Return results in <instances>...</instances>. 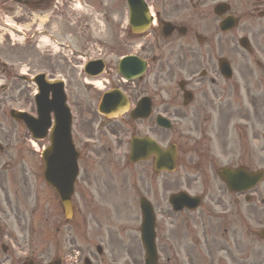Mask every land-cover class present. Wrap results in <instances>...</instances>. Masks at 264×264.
Listing matches in <instances>:
<instances>
[{"label":"flooded vegetation","instance_id":"flooded-vegetation-1","mask_svg":"<svg viewBox=\"0 0 264 264\" xmlns=\"http://www.w3.org/2000/svg\"><path fill=\"white\" fill-rule=\"evenodd\" d=\"M8 1L22 6L19 11L25 18L17 19V23L31 19L33 8L42 9L47 38L43 59L47 60L50 73V63L63 73L96 59L102 61L104 70L100 75L102 92L91 86V97L83 98L80 83L67 91L74 117L72 140L79 172L74 183L72 216L67 224L57 221L56 231L66 225L70 233L77 235V229L96 232L111 228L114 218L131 222L126 213L130 207L125 200L121 204L117 199L119 187L133 193L134 198L143 196L151 203L159 264H221L233 260L241 240L234 236L232 224L226 228L224 222L234 221L239 214L241 193L231 191V186L218 176V170L264 166V141L255 145L259 134L264 133V0H149L156 21L153 26L149 23L145 33L133 35L140 41L137 51L130 45L128 10L122 0H94L96 14L91 18L64 13L65 9H73L77 0ZM217 3L225 5L219 13L213 11ZM225 20L226 29L221 30ZM94 21L108 30L105 44L87 28ZM80 34L84 43L78 46ZM52 40L60 43L58 50L62 53L69 51L74 55L72 62L62 63L59 55L51 62L52 50L48 46ZM29 43L30 50H35L34 40L29 39ZM88 48H93L97 56L86 55ZM129 55L145 65L138 77L123 80L120 62ZM14 56L16 64L21 65L23 60ZM77 59L84 63L78 64ZM14 75L11 73L0 83V87L16 91L4 101L3 88L0 93V165L5 169L0 173V264H63L60 257H50L45 228L56 217V211H44L41 253L29 247L25 252L30 257L20 262L11 248L18 243L15 231L25 228L23 208L34 163L40 164L39 152L50 141L48 132L34 141L25 123L2 109L11 104L15 110L34 116L32 83ZM113 89L120 90L121 95L112 94L99 108L102 93ZM83 113L87 122L82 121ZM158 117L169 119L171 128H162L156 121ZM143 137L161 147L176 146L174 172L156 173L155 165L161 160L155 155H146L137 162L129 160L131 140ZM186 167L195 168L196 174L179 172ZM177 183L185 185L183 190L189 193L201 184V190L192 193L200 195L197 198H201V210H167L171 208L169 195L177 192L173 191ZM254 189V193L263 195L264 185L260 190L258 186ZM164 197L167 209L161 204ZM137 206L134 210L138 214L132 217V223L138 232L141 214ZM107 223L111 225L104 226ZM62 242L52 243L61 249ZM89 254L98 260L97 255L90 251ZM72 256L78 264L79 257Z\"/></svg>","mask_w":264,"mask_h":264},{"label":"rangeland","instance_id":"rangeland-1","mask_svg":"<svg viewBox=\"0 0 264 264\" xmlns=\"http://www.w3.org/2000/svg\"><path fill=\"white\" fill-rule=\"evenodd\" d=\"M3 2H4L3 0H0V21H2L0 23V79H3L5 76L8 78V75H10L11 73H14V72H16L18 74L20 72H24L28 75H32L38 71L47 72L49 69L47 62H46L47 60L43 59V57L46 56L47 48L40 45L35 50L31 51L30 50L31 47L27 45V37L32 33V30L34 28H36V27L40 28V26H42L43 20L40 17L37 19L33 18L34 24H30V22H32V21L29 20V24H26L25 27L23 26V28L25 29L23 31L26 32V35H25L23 40L20 38L21 37L20 35L19 36H15V35L13 36V33L11 31H8V30L2 28V27H4L3 22H11V20L17 19V18H15V17L12 18V10L7 7L8 4L3 5ZM80 5H81V7H77L75 9L78 13H85V12L91 11L90 10L91 4H88V3L83 4V2L81 0ZM92 13H94V11H92ZM93 15L94 14H92L91 17ZM96 26L97 25L91 26V34H96L98 38H101L105 41V39H107L106 29H104L103 28L104 26H102V25H98V27H96ZM31 28H32V30L27 31ZM89 31H90V29H89ZM80 36L81 37L78 38L79 39L78 46L80 44L84 43L83 34H80ZM39 44H43V43L41 42ZM97 45H98V48L101 47V45L99 43ZM93 48H95V46ZM93 48H88V50L86 51V55H93V56L97 55L96 52H94ZM51 52H52V53H50L51 54V57H50L51 62H54L55 59L57 60L58 55L61 56L60 61L62 63L63 62L67 63L69 61L72 62L74 59V55L71 54L69 51H68V53H60V52L54 51V49H53ZM14 55H18L19 59L23 60L21 65L16 64L15 61L17 60V58H15ZM28 58H30V59L28 60ZM47 59H48V57H47ZM3 62L7 63V67H5L3 65ZM77 62H78V64L80 63V65L82 64L81 59H77ZM11 64H12V67H10ZM4 68L6 69V74L3 75L2 70ZM56 68H57V66L55 64L50 63V71H51L52 76L63 74L68 79L69 85L67 87V91L68 90L72 91L74 89V87L75 86L78 87V83L81 82V84L79 86L80 95L83 98H87V99H89L91 97L90 95H91V93H93V91L91 90L90 87L89 88L82 87V84H83L81 81L82 79L76 78V76L73 75V73L76 72L75 69H72L73 71H71L69 69H65L64 72L62 73L63 70H56ZM85 88H86V90H85ZM89 89H90L91 93H89V91H88ZM15 94H16V91L14 89L9 88L4 93L5 97L3 98V101L8 100L9 97H11L12 95H15ZM9 107L10 106H7L5 108L3 107L2 109L7 110ZM87 120L88 119H87L86 115L83 113L82 114V121L87 122ZM84 122L82 124L80 123L81 126L84 125ZM186 170L188 171L189 168H185V170L180 169L179 172L186 174L187 173ZM117 174H119L118 171H117ZM174 176H175V173L171 174V178H173ZM148 179L149 178L147 177L146 181H148ZM173 187H174L173 191L174 190L180 191L181 189H183L185 187V185H183L182 183H177ZM200 190H201V184L198 186H194L192 188V193L196 192V191H200ZM30 192H31V194H30ZM40 193H41V195H40V203L41 204H40L38 210H41V212L34 219L35 231H34V234H32L33 235V247L36 248L37 254L41 253V249H42L41 232H42V229H44V227L46 226L45 221H44V224H45L44 226H43V221H42V218H44L43 216L45 214L44 211L50 210V212H51V210H52V212L56 211V217L54 219H52L50 217L52 220H51L50 224L45 227V228H48L47 233H49L47 235L49 237L50 257L60 254V256L65 257L67 263H70L74 260V258L71 256L72 250H75L74 254L79 256V258H80L79 263H82V257L84 256V254L89 255V251L92 254H95L93 244H99L102 247V250H103L102 254L103 255L101 258L98 257L97 261H102V264H109L112 261L117 262L118 264H140L141 261H140L139 255L141 253V250L139 251V249H141V248L139 247V245L136 241L137 229L134 228V225L132 223V217L135 216L136 214H138L137 210H134L135 206H136V201H135L136 197L134 198L133 193H128L126 191H123L119 187H117L116 195L118 197V200L121 201V204H123L124 203L123 200H125V203H127L128 206L130 207L129 210L126 211V213H127V219L129 218L131 220V222L128 220L126 222L125 221L126 219L123 220V217H119L117 219L114 218L115 219L114 225L111 226V228L105 227V228H102L96 232L88 231V232H86V234L85 233H78L77 235H74L73 232L70 233L69 230L65 227L66 225L62 226L60 228L59 232L56 231V226H59L57 221L61 220L59 209H58V204L53 201L52 191L47 189L45 186L43 188H40ZM28 195L29 196L27 198L26 206H28L30 204L29 201H30V198L32 195V188H29ZM161 204H163L164 208L167 209V206L165 203V197L161 201ZM26 208L27 207H25V210H26ZM124 221H125V223H124ZM107 225L109 226L111 224L107 223L104 226H107ZM122 226L125 228L129 227V230H125V228L121 230ZM130 227H131V229H130ZM77 231L78 232H84V231H81L79 229H77ZM15 232L18 235V238H21L23 240L24 236L22 238V234L20 236V233L18 231H15ZM94 233H96L98 235V236L95 235V238L93 237ZM75 236L77 237V240L74 239ZM96 237H98V238H96ZM71 238H73L74 241H72ZM57 240H63L62 244H60L61 249H58V247L52 243L53 241L55 242ZM132 240L134 243L132 242ZM70 242L72 243V247L70 245L71 244ZM55 248H57L60 251L58 252ZM71 248H72V250L70 251ZM22 250L23 249H20V251H22ZM92 259L94 260L93 264H97L96 258H92ZM134 259H136V261L134 263H131V261L133 262ZM196 259H197V256L195 257L194 261ZM126 260H130V262H127ZM200 264H202V263L200 262Z\"/></svg>","mask_w":264,"mask_h":264},{"label":"water","instance_id":"water-1","mask_svg":"<svg viewBox=\"0 0 264 264\" xmlns=\"http://www.w3.org/2000/svg\"><path fill=\"white\" fill-rule=\"evenodd\" d=\"M56 187L58 189L57 185H56ZM64 195H67V194L64 193ZM66 198H68V196ZM68 200L69 199L62 198V203H63V206H64L65 210L69 209ZM146 218L148 219V221H147V229H146L147 235L145 234V236L143 237L144 246H145L146 254H147L146 264H156V257H155L153 243H152V236H153V233H152V215H151V213L149 211L146 214ZM149 233L151 235H148ZM146 236H147V238H146Z\"/></svg>","mask_w":264,"mask_h":264}]
</instances>
